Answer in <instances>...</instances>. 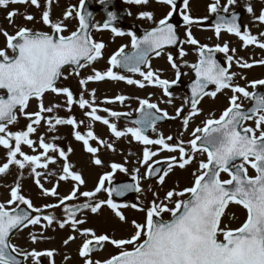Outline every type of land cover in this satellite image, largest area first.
Wrapping results in <instances>:
<instances>
[{
    "label": "snow or ice",
    "instance_id": "obj_1",
    "mask_svg": "<svg viewBox=\"0 0 264 264\" xmlns=\"http://www.w3.org/2000/svg\"><path fill=\"white\" fill-rule=\"evenodd\" d=\"M104 3V0H100ZM130 3L136 5H147L149 0H129ZM158 3L169 5L171 10L164 18L158 21V25L151 31L146 32L143 37H138L135 33H125L112 25V21L116 19L114 13H108V21L103 23L102 27L97 25L98 30L110 29L116 36L131 37L132 48L135 49L131 54L125 52V46H121L109 59L110 67L100 72L93 69L94 74L81 79L79 83L85 86L89 81H103L110 79L113 81H126L129 85H136L144 88L147 84L159 87L165 95H171L169 89L176 84L181 75L179 66L175 62L171 54L168 56L169 63L176 70V79L169 81L162 79L158 72H154L150 67V55L155 53L156 56L161 55L167 46L178 45V33L176 26L170 23V18L178 11L176 0H157ZM184 9L189 8V0H182ZM237 0H227V4L223 6V13L229 12V6L235 5ZM21 3L31 4L40 7L39 0H0V7L7 8L10 4ZM50 6L52 0H47ZM86 0H79V7L75 6L68 9L64 13V19L72 17L74 12L79 19V30L71 32L70 35H61L65 30L62 22H52L50 18V8L42 13V22L50 25L53 29L52 34L33 32L28 28H20L15 34H9L4 31L2 35L5 37V49L0 50V90L6 92L0 95V145L7 152V162L0 166V174H5L10 165H16L20 169L30 166L32 172L37 177L40 176L36 172L38 168H47L48 163H54L53 157L48 156L49 152H57L63 158L65 163L62 166L63 175L61 180L78 182L71 193L60 199L59 204L46 205V208H57L64 205L66 201L77 198L79 191L78 185H83L85 180L78 172L72 170V166L68 163V154L64 149H57L54 144L45 143L43 138L40 139V147L43 148L45 162L41 161L40 155H27L21 145L26 144L32 146L35 141L30 139V134L36 131L33 125H39L45 117L42 113H51L53 107H45L43 97L45 93L51 91L56 94H64L67 97V104L71 106L78 103L80 108H90L85 115L91 117L93 121H102L107 125L115 137L120 138L131 135L136 141L142 142L144 145H159L160 150L169 152H179V158L176 156L168 157V169L160 174V170L155 168L153 164H149L152 157L158 155L157 151H151L145 147L143 151L142 163L148 165L146 174L148 176L157 175L159 183L163 184L165 177L169 171L178 166L184 169L190 165L195 159L197 153H206L207 160H201L199 163V174L195 176L192 187L185 188L182 191L171 190L166 193L165 200L172 201L173 197H185V199H177L174 201V207H168L164 201L157 202L154 199L150 207L145 209L137 203L117 204L111 198L113 194L124 195L127 191L141 192L139 179L134 176L135 185H120L118 187H105V181L109 185L112 184V177L116 171L127 172L128 169L118 163H112V171L106 173L99 179L98 185L94 191H84L80 193L86 198H93L102 190L108 193L109 199L106 201H98L96 203H83L76 206H65L63 212L68 219L60 222L59 227L64 228L65 223H70L73 228L77 225L85 223L84 220L76 218V213L80 209H90L92 213H96L102 205H107L115 210L116 215L121 221H126V217L119 211L121 207H131L139 211L145 212V222L138 223L133 221L135 232L126 239H115L108 234L97 235L92 229H84L82 235L88 237L83 242L79 255L85 258V264H264V93L249 92L246 87L233 84L235 73H230L229 68L234 57L228 55L229 46L225 43L223 46L216 45L211 48L208 45L199 46L200 60L197 64L191 65L195 71L196 80L192 87V96L190 100L191 112L188 117L183 119V124L187 128L189 119L199 114L198 104L204 96L210 95L216 97L217 92L231 88L233 95L230 98L229 106L222 112L218 119L210 118L204 122V127H197L192 132V139L187 142L180 140L177 143L170 144L173 137L167 138L162 135L158 139H150L146 134L149 129L155 131L156 122L162 119H175L184 111L183 107L176 110V117H170L167 111L159 108L155 103H151L148 99L139 101L137 111L140 118L133 123L135 126L128 127L121 131L115 123H111L109 119L97 115V108L94 107V99L86 100L83 94L76 101L73 93L68 88H58L57 81L63 76V69L67 66L71 69L69 74L79 75V69L102 58V50L105 48L103 42L95 41L89 35L91 27L89 18L92 13L86 12ZM247 12L254 14L251 4L247 6ZM209 11L217 14L218 20L215 25V32L219 37L221 30L235 34L244 42V46L257 45L264 49V42L251 35L248 32H242L239 25L238 17L233 13L229 19L227 16L220 15V0L209 5ZM183 15V21L189 26L187 31L186 43L191 45H199V41L192 35L190 26L198 21L194 20L187 12L180 13ZM18 12L13 10L8 13L7 19L9 23L13 22V18ZM140 18L152 20L154 15L150 11L140 13ZM25 19L31 21L34 19L32 15L25 16ZM261 23H264V10L258 17ZM264 35V34H262ZM11 50L12 55L7 50ZM220 52L226 54L228 67L221 66L215 59V53ZM235 52V49H231ZM179 55H186L181 48ZM236 63L242 68H251L253 64L242 59L236 60ZM257 63L264 64V60ZM148 66L149 70L143 71L141 66ZM115 68L126 69L128 72L139 73L143 80H136L122 75ZM67 78V77H65ZM209 84L215 85L216 90L207 92L205 89ZM258 86H264V79L254 80L250 83V87L255 89ZM95 97V91L92 92ZM36 98L39 101V110L34 113H24L31 120L27 125L26 131L12 132L8 129V125L14 124L17 119V110L24 112L29 105V101ZM241 98L253 101V106L245 111ZM123 103L127 97L124 95L115 98ZM112 102V101H109ZM171 101H169L170 103ZM71 108L69 107V111ZM155 110V111H152ZM110 112L115 118H120L127 113L113 112L109 109H103ZM162 113V115H157ZM254 120L255 127H247L244 122ZM50 130L56 125H71L74 129L79 127L83 121H77L74 117L68 119L56 118L53 123L52 119H48ZM91 129V124L89 125ZM257 132L259 133L257 135ZM77 140L83 141L86 150L95 155L99 148L89 145V139L96 140L99 144L106 146L111 150H115L111 144H106L100 140L93 131L89 130L86 134L80 131L74 132ZM12 141L15 143L13 144ZM71 149H69V152ZM20 156L23 159H18ZM96 165H102L103 161L98 157L94 159ZM160 161H155L158 164ZM249 167L255 170V175H249ZM139 172V169L136 170ZM221 173H227L229 179H221ZM36 183L39 185L40 180L37 178ZM42 188L43 186L40 185ZM46 195L56 196L58 193L56 188L44 189ZM10 199L7 203H0V264H21L17 259L18 255L25 258L31 256L37 261L41 256L52 257L53 250L46 252L33 250L24 252L19 250L11 243V236L15 231L26 228L29 225L40 224L41 220L47 222L46 226H50L56 220L52 215H36L32 212H40V209L34 208L31 200L21 194L19 183L11 188ZM230 203L241 205L246 209L247 216L243 224L235 229L222 225V217L225 209ZM16 204L15 208L9 209L8 205ZM20 204L26 205L27 209H21ZM170 213L172 219L165 221L162 219L164 213ZM159 218V219H157ZM223 239H220V237ZM75 237H69V240ZM33 242L37 240V236H32ZM69 240H65L67 244ZM106 244H111L119 249L118 254L112 255L104 261H93L91 255L93 252L101 250ZM131 246V247H128Z\"/></svg>",
    "mask_w": 264,
    "mask_h": 264
},
{
    "label": "rangeland",
    "instance_id": "obj_2",
    "mask_svg": "<svg viewBox=\"0 0 264 264\" xmlns=\"http://www.w3.org/2000/svg\"><path fill=\"white\" fill-rule=\"evenodd\" d=\"M61 1L64 4L61 3V5H58L57 7L51 5V8L49 6L37 8L30 3L26 4L25 7L21 3L10 4L7 8L0 7V50L5 49V37L2 35L4 31H7L9 34H15L20 28H28L33 30L37 26H47V24H44L43 22L34 24V19L29 21L25 19L24 16L32 15L33 17H36V15L40 13L42 15L43 11L49 10L50 8V18L52 22L62 21L61 15L64 14L68 9H70V7H67V0ZM72 1L74 3V1L77 0ZM196 2L198 10L200 12L205 13L209 10L211 0H196ZM45 3L46 0L42 2V4ZM192 4L193 0H189V5L192 6ZM224 4H227V0L224 1ZM248 4L252 5L254 14L248 13L247 10L245 12L243 21L246 24V32L256 36L260 40V42H264V35H262L264 34V23H261L256 19V17L259 16L260 12L264 10V0H237L235 5L229 6V12L243 5L247 9ZM13 10L17 11L18 15L13 18L12 23H9L7 15ZM155 10L156 8H154L152 12L154 15L153 23H157L169 9L165 4H163V9L159 10L158 14ZM193 10H195L194 6ZM144 11H150L147 5L144 6ZM185 11L190 14L191 17L196 15L192 11L188 12L189 10L187 11V9H185ZM188 28L189 26L187 25L185 31L188 30ZM190 28L193 31V34H195L196 29L192 28V26H190ZM197 38H199L201 41H207L208 43L214 45L216 41L218 43H222V46L225 43L228 44L230 49L228 55H232L234 57L231 64L232 70L234 73L238 71L239 75V81L235 84L246 87L249 91H253L255 89L250 87V83L254 80L264 79V64L257 63L258 61L264 60V49L258 47L257 45H248L247 47H245L244 42L240 38L237 39L235 38V36L227 32L223 33L219 37H215L214 32H212L211 36L206 33H201V36ZM184 43V47L188 49L190 47V44L186 43L185 41ZM231 49H235V52H231ZM7 51L9 55H12L10 49ZM224 55L226 56V54ZM238 59H242V61L251 63L253 64V66L251 68H238L239 65L236 63V60ZM187 61L191 62L192 58H187ZM79 81L80 80L78 79L75 82V84L77 85L75 89L77 91H80V87H78L80 85ZM66 84V82H63L60 88H65ZM94 88L95 87L91 85L89 89ZM83 89H86V87ZM116 92L119 95H123L118 91ZM137 93H139V96H137L138 102L141 99H146L141 91ZM230 95H233L231 88L229 90L222 91L218 96L216 95V97L214 98H208L206 100V103H204L202 107H198V109H200L199 114L189 119L187 128H185L183 124V119L185 117H188L191 112V109L187 102V96H182L179 93L171 95L164 104L165 107H168L167 110L169 111V116L176 117V110L180 107H183L184 111L179 117L171 119V122L169 124L158 126L155 129L154 136L150 139H158L161 135L165 138H167L168 136H172L173 140L168 141V143L174 144L179 142L180 140H183L185 142V147L187 148V142L193 138L191 135L192 132L197 127H204V122L207 119H218L222 112L229 106L228 97ZM219 96H223L224 98H226L223 99ZM214 99H216L217 101H214ZM75 100L78 101L79 97H76ZM169 101L171 102L169 103ZM240 102H242L243 107H247L249 100L241 98ZM43 103L46 108L58 105V107H53V109L59 111V118L68 119L74 117L78 122L83 121V123L79 124V127L77 129H74L71 125H56L53 130H50L49 124L47 123V120L50 119V117L46 115V112L42 113L45 119H42L39 125H33L36 128V131L34 133H31L29 137L30 139L35 141V143L31 147L26 144H22V151L27 155H40L41 161L45 162V157L41 155L44 150L40 147V139L42 137L45 143L54 144L57 149L65 150V152L68 154L67 162L70 163L73 171H77L79 174H81V176L85 180V183L81 186L78 185L79 191L77 192V198L66 201L64 205H60V207L57 208L45 207L46 205L59 204L61 198L71 193L72 189L69 188L72 182L75 183V186L78 184V182L73 181L70 178L68 180L60 179V176L63 175L62 166L65 161L62 157L59 156L58 151L48 153V156L54 158V163L49 162L47 168L36 169V172L40 173L39 177H37L36 174L32 172V168L30 166H26L25 168L20 169L16 165H10L7 173L0 174V203H7V201L11 198V188L19 183L21 194L24 195L27 199L31 200L34 208L41 210L40 212H37L38 215H52L55 216L56 220L58 221L57 222L55 220L52 225L46 226L47 222L42 219L40 224L29 225L23 232L19 230L12 239V244L15 245L19 250H22L24 252H31L33 250L41 252H46L48 250L54 251V255L52 257H48L46 255L39 257L38 264H76V262L78 264H83L84 261L80 260L82 258H80L81 256L79 255V251L85 239L88 238L81 234L84 229H92L96 232L97 235L108 234L110 237H113L115 239H126L135 232V228L132 223L133 221H136L138 223L145 222L144 211H139L131 207H122L119 209V211L122 212V214L126 217V221H121L116 215L115 210L108 208L105 204V208H100L96 213H92L90 209H85L81 212V214L77 212L76 218L84 220L85 223L77 225L75 228H73L70 223H65L64 228L59 227L60 222L68 219L67 215L63 212L65 206H71L73 205V203H78L75 202L77 201V199L81 200L82 203H84L86 199L92 202V198L83 197L80 195V193L84 191H94L98 185V174L102 171H104L103 175L111 172L112 163L116 162L128 169L127 172H120L117 170L113 175L112 180L132 178L134 176L138 177L140 187L142 189L138 196V199L143 204L142 207L147 209L148 207H150L151 202L154 199H156L158 203L160 201H164V203H166L168 207L171 208L174 207L175 200L187 198L186 194L185 197H173L172 201L165 200V196L168 191L175 190L178 192L182 191L185 188L192 187L195 180V176L193 174L195 173L197 175L199 173L198 169L200 161L207 160L206 153H197L195 155V159L190 165H187L184 169H181L178 166H174L169 171V174L165 177L164 183L159 184L158 179L150 180L149 176L146 174L148 165L142 163L143 151L145 147L149 148L151 151L158 152V155L152 157V160L149 161V164H154L155 161L167 159L171 156H176L177 158H179L178 151H161L160 146L144 145L142 142L133 139L131 135L120 137L115 141L114 144L112 141L113 135H111V130L108 127L101 126L99 123L96 127L91 126V129H88L90 123L86 124V119L84 120V117L87 116L85 115L86 108H80L78 103H73L71 106H69L67 104V97L64 94H56L52 92L48 93L44 95ZM69 107H71L70 111ZM94 107L97 108V115H100L104 118L105 115L103 114V112L105 111H103V109H109L110 111L115 110V104H108L104 107ZM38 110L39 101L37 99H34L33 101H31V103H29V106L26 108V110H24V112L20 114V117L17 119V121L11 126L8 125V129L12 132L26 131L27 125L31 123V120L27 118L24 113H34ZM54 122L55 120L53 121V123ZM245 126L254 128V120H248ZM126 128L128 127L123 125L122 131ZM89 130L93 131L94 134H96V136L99 137L100 140L105 141L106 144H111L115 150L113 151L106 146L99 144V142L96 140H89L90 146L99 148V151L95 155L89 153L86 150V146L83 141L77 140L74 135L75 131H80L81 133H83L84 131ZM258 134L259 133L257 132V135ZM12 143L14 144L15 142L12 141ZM69 149H71L70 152ZM7 152L8 150L0 145V166L7 162ZM97 157L103 161L102 165L97 166L94 163V159ZM17 158L23 159L20 156H18ZM137 169H139V172L136 171ZM89 175H92V177ZM93 175H95L94 179ZM249 175H255V170L251 169L250 167ZM86 176H88L90 179H88V177ZM37 178L40 180L39 185L36 183ZM229 178L230 177L227 175V173H221V179L226 180ZM40 185H42L43 188ZM53 187L56 188V191L58 193L56 196L46 195L44 193V189H52ZM102 192L104 191L102 190L101 192H99L98 195L94 197V199L99 200V194ZM79 196H81L82 198ZM104 201H106V199ZM131 202L132 201L126 203L131 205ZM8 207L9 209L15 208L16 204L8 205ZM246 216V209H244L241 205L230 203L229 206L225 209V214L222 217L221 226L223 227L224 225H227L232 229L238 228L246 220ZM162 217L169 218L171 217V214L166 212ZM33 235L37 236V240L35 242H33L32 240ZM69 237H75V239L69 240ZM220 239H223V237L221 236ZM65 240H69V242L65 244ZM118 251L119 249H117L113 245L106 244L100 252L91 255V259L93 261H104L110 258L112 255L118 254ZM26 259V264H37V261L34 260L31 256H28Z\"/></svg>",
    "mask_w": 264,
    "mask_h": 264
},
{
    "label": "flooded vegetation",
    "instance_id": "obj_3",
    "mask_svg": "<svg viewBox=\"0 0 264 264\" xmlns=\"http://www.w3.org/2000/svg\"><path fill=\"white\" fill-rule=\"evenodd\" d=\"M117 2H118V5L121 9L125 10V8H126V11H127L125 13V16L123 18H120V21L123 22L122 25L120 24V25L115 26L119 30L124 31L125 33L132 32L138 36L142 30L150 29L154 26V25H149V23H151L152 20L140 18V13L144 12L142 5H136L134 3H130L129 0H117ZM155 3H156V0H149L147 7L149 8L150 12H153V7L155 6ZM124 10H122V11H124ZM61 17H62V21H63V26H65V30L62 33H60L61 35L68 36L71 34V32L79 30V19H78V16L75 15V12H74L73 16L69 17L68 19H64V15ZM103 20H104L103 15L97 16V18H96L97 23L102 22ZM181 23L184 24V21L181 20ZM50 31H53V29ZM92 36H93V39L95 41L103 42L105 44V48L102 50V58L98 59L97 61H95L89 65H87L84 68L79 69L78 70L79 71L78 76L75 74H69L71 71V69H69V68L65 71L64 82L67 83L65 85V88H68L72 91L73 97H77V95L80 96L81 93L87 94L89 92V89H87L90 85L89 82L85 86H82L80 84L78 86L81 88L80 91H77L75 89V87L77 86L75 84V82L78 79L79 80L86 79L87 76L93 75L94 74L93 69L98 70L100 72L106 71V67H107V69L110 67V64H109L110 57L116 51H118L121 46H125V45L127 46L125 48V52L132 49L131 37L127 34H125L124 36L118 37L114 33H112L110 29L98 30L96 28L93 30ZM180 50H181V48L178 49L177 51L166 50V51L162 52L161 55L153 57L149 61L151 70L154 72H158L162 79H167L169 81L175 80L176 79V70L172 68V66L168 60V56H169V54H171L172 57L174 58L175 62L179 66V70L181 73L179 80H186L185 78L187 75V70H186L185 63L179 59L180 58V55H179ZM164 54H166V56H165L166 58H162V56ZM185 56L186 55H184V57ZM191 69H192V67H188L189 78H187V79H190L192 77V70ZM147 70H149L148 66L145 67L144 71H147ZM113 71H116V72H118L122 75H125L129 78H132V79L143 80V77H141L139 74L126 72L121 68H115V69H113ZM65 77H67V78H65ZM114 82H115V87H116L117 91H119L123 94H125V93L131 94V96L125 95V97H127V99L123 103H120L116 99L113 100L112 102H109V103L115 104L116 108L125 107V109H126V107H133L134 109H137L138 103H137V97L136 96L139 95V93H137L139 91H141L144 95L146 94V97L148 98V100L151 103H155V101L157 100V105L162 110L165 107L164 104L166 103V100L169 97V95L164 94V92L161 88L147 84V82H145L146 86L144 88H140L136 85H129L126 83V81H113V83ZM96 84L100 85V88L93 89L95 91V94H98V95H95V97L98 96L96 103L105 105L106 104V98L112 97L111 95L103 94L106 92V91H103V90H106L103 87H107V82L105 80H103V81L96 82ZM85 87H86V89H83ZM93 90L91 91V93L93 92ZM101 94H103V95H101ZM116 97L117 96H115V98ZM117 139H119V138H117Z\"/></svg>",
    "mask_w": 264,
    "mask_h": 264
},
{
    "label": "water",
    "instance_id": "obj_4",
    "mask_svg": "<svg viewBox=\"0 0 264 264\" xmlns=\"http://www.w3.org/2000/svg\"><path fill=\"white\" fill-rule=\"evenodd\" d=\"M176 2H179V0H176ZM90 3H91V0L88 1V5H89ZM89 10H90V9H89ZM89 10L87 9L86 12H90V13H92V15H93V10H92V11H89ZM89 19H90V18H89ZM57 82H58V81H57ZM193 84H194V83H193ZM193 84L189 86V91H190V93H191V96H192V87H193ZM212 86H214V85L209 84L208 87L205 89V91H206V90H209V88L212 87ZM259 93H262V92H259ZM263 93H264V92H263ZM5 96H6V95H5ZM245 111H247V110H245ZM163 164H164V163H163ZM163 164H161V165H159V166H155V168L159 169L160 172H161V170L163 169ZM152 176L155 177V176H157V175H152ZM120 185H121V183H118V182H113V183H112V187H118V186H120ZM21 209H25V210L31 211V210L27 209L26 206H22ZM32 215H33V212H32ZM22 260H23V259H22ZM20 262H21V260H20Z\"/></svg>",
    "mask_w": 264,
    "mask_h": 264
}]
</instances>
